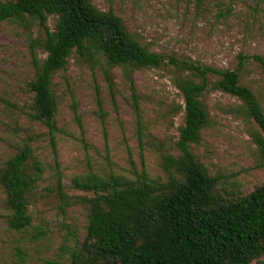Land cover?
Segmentation results:
<instances>
[{
	"label": "rangeland",
	"instance_id": "obj_1",
	"mask_svg": "<svg viewBox=\"0 0 264 264\" xmlns=\"http://www.w3.org/2000/svg\"><path fill=\"white\" fill-rule=\"evenodd\" d=\"M91 2L101 11L112 9L127 32L165 63L127 76L123 68H108L103 58L91 63L71 53L52 79L57 104L53 149L47 129L28 117L32 94L27 84L46 56L44 31L32 19L0 22V170L27 144L32 153L26 170L38 174L29 198L31 222L23 231L8 227L11 213L0 185V264L69 263L86 235L88 207L81 198L93 196L75 188V180L114 176L132 182L138 175L165 180L162 157L177 154L184 119L176 84L188 76L170 66L169 57L230 70L238 67L240 54L264 60V0ZM228 7L230 13L216 14ZM55 22L47 18L49 31ZM239 73L240 83L264 110V72L258 62H244ZM200 101L209 120L191 151L211 176L221 175L220 194L229 199L264 185L251 137L258 127L242 113L241 101L211 86Z\"/></svg>",
	"mask_w": 264,
	"mask_h": 264
},
{
	"label": "trees",
	"instance_id": "obj_2",
	"mask_svg": "<svg viewBox=\"0 0 264 264\" xmlns=\"http://www.w3.org/2000/svg\"><path fill=\"white\" fill-rule=\"evenodd\" d=\"M196 2L200 5L203 0ZM230 11L231 7L218 9L216 14ZM49 16L56 18L53 31L46 26ZM26 19L37 21L43 29L46 55L27 84L32 94L28 117L47 129L53 149L57 104L52 79L64 69L71 53L91 63L103 58L108 68H123L127 76L133 70L160 68L165 63L162 55L149 52L127 32L112 9L101 11L91 0L0 2V22ZM237 59L238 67L230 70L168 58L170 66L188 76L176 84L184 101V119L175 144L177 154L162 157L166 178L149 180L138 175L130 182L114 176L106 180L88 176L75 180V188L93 196L81 198L88 207L86 235L68 264H261L264 185L247 195L224 198L221 175L211 176L191 151L209 120L200 97L211 86L240 100L242 113L258 127L251 137L259 153L258 167L264 169V110L253 92L240 83L239 73L250 59L264 72V60L242 54ZM105 76L110 80L107 72ZM137 132L140 136V122ZM31 153L24 144L0 170L5 205L11 213L8 227L14 231L25 230L31 222L29 198L38 181L36 172L26 170Z\"/></svg>",
	"mask_w": 264,
	"mask_h": 264
}]
</instances>
